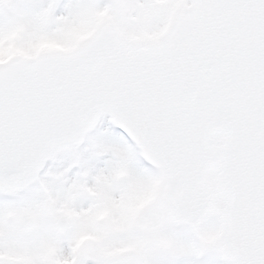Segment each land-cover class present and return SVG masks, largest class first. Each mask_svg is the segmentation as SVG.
Masks as SVG:
<instances>
[{
    "label": "snow or ice",
    "instance_id": "obj_1",
    "mask_svg": "<svg viewBox=\"0 0 264 264\" xmlns=\"http://www.w3.org/2000/svg\"><path fill=\"white\" fill-rule=\"evenodd\" d=\"M0 264H264V0H0Z\"/></svg>",
    "mask_w": 264,
    "mask_h": 264
}]
</instances>
